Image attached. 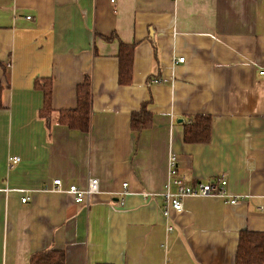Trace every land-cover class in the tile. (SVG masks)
Segmentation results:
<instances>
[{"label": "crops", "instance_id": "obj_1", "mask_svg": "<svg viewBox=\"0 0 264 264\" xmlns=\"http://www.w3.org/2000/svg\"><path fill=\"white\" fill-rule=\"evenodd\" d=\"M119 43H135L128 86ZM260 70L264 0H0V264L48 250L65 264H235L240 231L264 232ZM86 77L89 131L48 130L34 80L51 78L60 111ZM142 103L151 126L135 132ZM195 115L211 118L207 142L184 141ZM171 154L188 185L222 178L227 198L186 197L164 218ZM89 178L98 192L75 203L68 186Z\"/></svg>", "mask_w": 264, "mask_h": 264}, {"label": "trees", "instance_id": "obj_2", "mask_svg": "<svg viewBox=\"0 0 264 264\" xmlns=\"http://www.w3.org/2000/svg\"><path fill=\"white\" fill-rule=\"evenodd\" d=\"M134 44L119 43L118 46V76L120 86H128L132 82ZM33 88L43 94V106L38 113L49 130L51 124L68 127L71 130L87 133L90 129L91 91L90 78L86 77L77 86V105L71 110L54 111L51 108L52 80L39 78L33 82ZM3 86L0 83V109ZM147 103H142L138 112L131 114L130 128L135 132L148 129L151 126V114L146 109ZM190 122L184 125L183 137L186 143L207 142L210 137L211 118L207 115L192 116ZM235 264H264V232L242 230L239 233ZM29 264H65L62 251L48 250L33 255Z\"/></svg>", "mask_w": 264, "mask_h": 264}, {"label": "built area", "instance_id": "obj_3", "mask_svg": "<svg viewBox=\"0 0 264 264\" xmlns=\"http://www.w3.org/2000/svg\"><path fill=\"white\" fill-rule=\"evenodd\" d=\"M177 62L183 63L184 58H178ZM259 75L264 76V70H260ZM9 161L14 164L19 161V158L12 157ZM167 170V189L170 184L176 187L175 194H170L168 192L164 194V206L162 209V215L167 220H171L173 215L179 214L183 211V199L186 197H218L221 199L227 198L226 182L222 178L218 179L214 183L199 182L195 186L188 185L185 175L179 173L176 157L172 154L169 156L167 161ZM51 191H64L60 179L53 180ZM66 191L73 195L75 203L80 204L87 200L90 195L98 192V181L96 179L89 178L84 189H80L75 185H69ZM21 201L22 203H25L26 199L24 198ZM229 203L235 204V200H230ZM167 231L171 232L172 227L168 226Z\"/></svg>", "mask_w": 264, "mask_h": 264}]
</instances>
